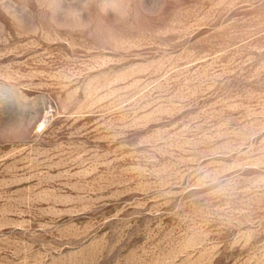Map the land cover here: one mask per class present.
<instances>
[{
    "label": "rangeland",
    "instance_id": "1",
    "mask_svg": "<svg viewBox=\"0 0 264 264\" xmlns=\"http://www.w3.org/2000/svg\"><path fill=\"white\" fill-rule=\"evenodd\" d=\"M0 0V264H264V0Z\"/></svg>",
    "mask_w": 264,
    "mask_h": 264
},
{
    "label": "clouds",
    "instance_id": "2",
    "mask_svg": "<svg viewBox=\"0 0 264 264\" xmlns=\"http://www.w3.org/2000/svg\"><path fill=\"white\" fill-rule=\"evenodd\" d=\"M124 0H101V11L105 14L123 17L126 13Z\"/></svg>",
    "mask_w": 264,
    "mask_h": 264
}]
</instances>
